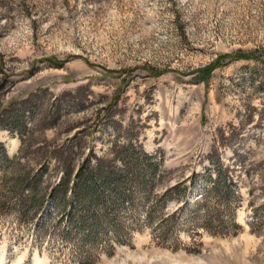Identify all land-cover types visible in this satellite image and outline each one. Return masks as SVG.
<instances>
[{
  "label": "rangeland",
  "instance_id": "1",
  "mask_svg": "<svg viewBox=\"0 0 264 264\" xmlns=\"http://www.w3.org/2000/svg\"><path fill=\"white\" fill-rule=\"evenodd\" d=\"M141 245L264 264V0H0V264Z\"/></svg>",
  "mask_w": 264,
  "mask_h": 264
},
{
  "label": "clouds",
  "instance_id": "2",
  "mask_svg": "<svg viewBox=\"0 0 264 264\" xmlns=\"http://www.w3.org/2000/svg\"><path fill=\"white\" fill-rule=\"evenodd\" d=\"M137 235L143 236V233H138ZM148 239H151V236L149 234ZM135 243V239H134ZM141 249L143 250L142 253L138 255H142V258L139 259H133V260H121L119 264H172L171 261H162V260H157L149 250L146 249L145 245L140 246ZM131 250V249H130ZM168 252L169 256H175L178 255V253L170 251L168 249H162L161 252ZM214 257H219L222 254V250L220 248H215V249H210L209 250ZM34 264H53V258L48 257L46 254L43 256H40L39 258L34 260ZM176 264H184L182 260H178ZM200 264H216L215 261H207L202 259ZM222 264V262H220Z\"/></svg>",
  "mask_w": 264,
  "mask_h": 264
},
{
  "label": "trees",
  "instance_id": "3",
  "mask_svg": "<svg viewBox=\"0 0 264 264\" xmlns=\"http://www.w3.org/2000/svg\"><path fill=\"white\" fill-rule=\"evenodd\" d=\"M25 143H26V141L23 140V144H25ZM71 175H72V170H70V166L67 165L66 171H65L64 176L61 180V185L59 186L60 189H62V190L67 189V185L69 184V181L71 180ZM82 179H84V178H82ZM100 179L102 180L103 178L100 177Z\"/></svg>",
  "mask_w": 264,
  "mask_h": 264
}]
</instances>
